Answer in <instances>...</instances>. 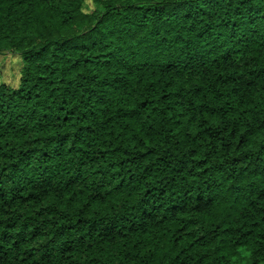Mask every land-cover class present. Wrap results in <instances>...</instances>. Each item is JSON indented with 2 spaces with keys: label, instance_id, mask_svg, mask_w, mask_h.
I'll return each mask as SVG.
<instances>
[{
  "label": "trees",
  "instance_id": "obj_1",
  "mask_svg": "<svg viewBox=\"0 0 264 264\" xmlns=\"http://www.w3.org/2000/svg\"><path fill=\"white\" fill-rule=\"evenodd\" d=\"M4 54L0 264H264V0H0Z\"/></svg>",
  "mask_w": 264,
  "mask_h": 264
},
{
  "label": "rangeland",
  "instance_id": "obj_2",
  "mask_svg": "<svg viewBox=\"0 0 264 264\" xmlns=\"http://www.w3.org/2000/svg\"><path fill=\"white\" fill-rule=\"evenodd\" d=\"M92 3L88 2L86 10H92ZM22 61L11 54L0 55V82L2 80L17 84L20 77Z\"/></svg>",
  "mask_w": 264,
  "mask_h": 264
}]
</instances>
